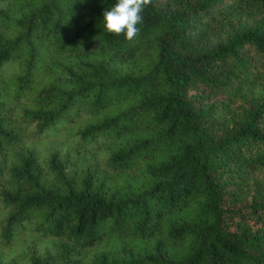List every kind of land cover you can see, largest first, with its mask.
<instances>
[{"label": "trees", "instance_id": "16d2710c", "mask_svg": "<svg viewBox=\"0 0 264 264\" xmlns=\"http://www.w3.org/2000/svg\"><path fill=\"white\" fill-rule=\"evenodd\" d=\"M115 3L0 0L5 264H264V0Z\"/></svg>", "mask_w": 264, "mask_h": 264}, {"label": "clouds", "instance_id": "9594fccd", "mask_svg": "<svg viewBox=\"0 0 264 264\" xmlns=\"http://www.w3.org/2000/svg\"><path fill=\"white\" fill-rule=\"evenodd\" d=\"M151 0H116L115 6L103 12L104 29L117 36L123 34L128 41H132L140 32L143 22L142 13Z\"/></svg>", "mask_w": 264, "mask_h": 264}, {"label": "rangeland", "instance_id": "374dc122", "mask_svg": "<svg viewBox=\"0 0 264 264\" xmlns=\"http://www.w3.org/2000/svg\"><path fill=\"white\" fill-rule=\"evenodd\" d=\"M47 149L48 145H44ZM30 239L28 236V233L22 232L18 234L14 240L11 242V245L7 248H0V260L5 264L6 262H9V260L16 261L18 257V253L20 249H24L30 246ZM41 244H38L40 247H44L45 243L40 242ZM9 249V250H7ZM7 251L8 254L3 256Z\"/></svg>", "mask_w": 264, "mask_h": 264}]
</instances>
